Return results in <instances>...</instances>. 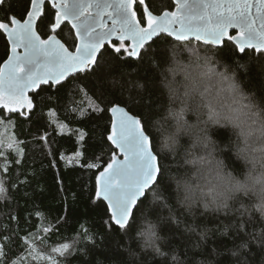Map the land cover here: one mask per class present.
<instances>
[{
	"label": "trees",
	"instance_id": "trees-1",
	"mask_svg": "<svg viewBox=\"0 0 264 264\" xmlns=\"http://www.w3.org/2000/svg\"><path fill=\"white\" fill-rule=\"evenodd\" d=\"M146 3L156 15L175 9L172 0ZM45 6L46 24L55 10L48 2ZM27 7L28 0H4L0 19L6 14L22 19ZM135 8L140 18L143 7L137 3ZM64 24L54 35L67 47L70 25ZM39 31L44 38L53 34L43 24ZM156 39L155 59L146 58L143 63L130 57L120 59L106 45L100 63L117 79L124 76L143 85L137 90L139 97L148 95L154 105L151 110L139 109L127 102V93L121 104L141 116L146 133L154 141L153 151L163 171V183L155 190L162 204L151 203L150 192L145 206L136 213L131 232L125 235L110 230L105 224L109 219L107 207L95 198V177L111 160L113 151L117 153L106 138L111 121L107 108L115 99L113 89L98 75L84 73L67 79L63 86L43 85L28 96L33 101L31 111L6 115L0 109V125L9 122V138L13 139L8 148L5 142L0 144V182L5 189L0 195V264L34 263L41 253L53 257L52 248L68 243L74 245L72 251L53 260L57 264H133L141 256L146 264H163L151 247L143 246L147 239L141 235L146 230L144 220L157 223L159 239L155 243L168 253L169 264L172 256L179 264H264V215L258 210L264 197V135L252 123L244 122L260 120L243 107L250 101L239 94L264 107V53L250 49L246 55L233 56L197 41L177 42L166 36ZM193 48L196 52L189 51ZM8 54L9 45L0 33V65ZM190 61L201 71L212 72L211 79L191 77L192 69L181 66ZM192 79L198 82L199 91L210 90V96L221 105L219 110L210 112L199 93L194 94L195 99L182 98L181 89L172 95L175 82L188 88ZM232 83L238 92L230 87ZM97 105L105 111H98ZM181 105L193 113L196 136L182 135L171 123L181 125L185 132L186 126L179 119ZM204 135L209 143L205 146L214 152L209 155L213 159L203 163L196 209L186 211L182 201L186 195L178 189L188 177L183 153L190 143L196 148ZM168 143H175V150H163ZM88 164L97 167L88 168ZM207 186L214 189L206 195L208 200H215V206L201 192ZM224 202L229 209L217 211ZM173 215L181 220L172 222Z\"/></svg>",
	"mask_w": 264,
	"mask_h": 264
},
{
	"label": "snow or ice",
	"instance_id": "snow-or-ice-1",
	"mask_svg": "<svg viewBox=\"0 0 264 264\" xmlns=\"http://www.w3.org/2000/svg\"><path fill=\"white\" fill-rule=\"evenodd\" d=\"M137 2L143 7L140 18H137V10L134 7ZM172 2L175 11L165 10L156 15L150 10L146 0H115L114 4L108 3L107 0L103 3L101 0H73L72 3H69V0H49L55 12L52 19L45 24V0H28V7L22 19L14 14H6L4 19H0V33L7 37L10 45L7 59L0 65V109L10 113L20 112L23 115L22 108L26 107L31 111L33 107V101L25 95L26 92L40 88L41 85L63 86V82L74 73L98 75L101 82L111 85L115 99L109 102L112 106L107 108V112L112 116L107 140L119 150L123 159H119L113 151L111 160L96 176L95 198L107 204L109 219L105 224L109 229L123 231L125 235L132 231L136 213L145 206L148 194L151 192L153 200L159 198L155 189L163 183V171L157 162L158 156L153 151L154 141L146 133V123L140 115L132 114L121 106L125 103L122 97L127 93L128 103L137 105L139 109L147 107L151 110L154 105L150 97H139L137 90L143 85L135 80L124 76L117 79L111 71L102 68L101 49L106 50L107 45L120 59L130 57L143 63L146 58L155 59L153 46L157 39L154 38L166 34L178 42L191 43L189 37H193L205 45L216 46L219 52H228L233 56L236 53L246 55L247 49L264 53V0ZM3 3L4 0H0V4ZM93 7L97 9L95 16L89 11ZM109 8L113 10L108 11ZM105 14L112 20L111 28L101 19ZM65 20L76 33L78 43L75 45V51H70L54 35ZM42 24L53 34H46L44 38L39 31ZM231 28L238 29V33L230 35ZM112 37L119 41L118 45L112 41ZM126 41H131V44L127 45ZM20 48L24 49L23 53L18 51ZM189 51L196 52V49ZM185 79L189 77L186 76ZM187 87L189 91L186 95L195 99L194 94L199 93L200 100L210 112L213 111L214 103L219 101L210 96L209 89L199 91L195 79H192ZM230 87L234 92L239 91L234 83ZM239 94L243 99L250 101L243 107L260 120L261 134L264 135V107L257 106L243 93ZM97 110L105 111L98 105ZM179 118H183V113ZM87 167L94 168L97 165L88 164ZM213 190L210 188L209 192ZM4 191L3 185H0V193ZM188 207L190 209L191 204ZM205 207L208 205L205 204ZM229 207L230 205L224 202L217 211ZM258 210L264 215V197ZM141 235L147 237L146 247H151L154 255L160 257L163 264H169L168 253L155 243L159 239L155 228L149 227L141 232ZM68 247L63 244L53 251L63 255L61 249L67 251ZM0 255H3L2 249ZM170 259L172 264H179L176 256ZM133 264H146V260L141 256L138 261H133ZM188 264H192V261H188Z\"/></svg>",
	"mask_w": 264,
	"mask_h": 264
},
{
	"label": "rangeland",
	"instance_id": "rangeland-1",
	"mask_svg": "<svg viewBox=\"0 0 264 264\" xmlns=\"http://www.w3.org/2000/svg\"><path fill=\"white\" fill-rule=\"evenodd\" d=\"M65 26H66V24H64V23L61 25V27H65ZM66 39H68L70 41L69 46H67V47L69 48L70 51H74L75 50V45L77 43V40H76L74 31H73L71 26H68ZM125 43L127 45H129L127 42H125ZM118 44H119V42H118ZM181 66H185L188 69H192L191 70V73H192L191 77H194L195 79H197L199 77H201V78L210 77V79H211L212 72L207 74V73L201 71L199 69V67H197L196 64L191 63V61L187 62V63H184V64H181ZM175 73H176V69L171 72L170 76H172V78H175ZM79 74L80 73L75 74L73 76H77ZM73 76H71V77H73ZM180 84H181L180 82H178V83L175 82L173 84L174 89L172 91V95L174 94V91H177L178 89H181V93H182L181 97L186 99V98L189 97V95H186L185 93L188 92L189 89L186 88V87H183V86H179ZM180 108H181V112L179 113V117H180V114L183 113V118L182 119L179 118V119H180L181 123L186 126L185 132L182 130V126L181 125H175V122H173V121H171V123H173V126L182 135L188 133V134H191V135L195 134L194 136H196L198 134V128H197V125L195 123V119L193 118V113L184 111L185 106H183V105H181ZM220 108H221L220 104H218V103L215 104L213 106V113H215ZM215 109H216V111H215ZM3 111L5 112L6 115H8L10 113V112H7L6 110H3ZM26 111H28V109L26 107L21 109V112H26ZM170 114H172V113H170ZM207 119H209V118L207 117L205 120H207ZM244 122L246 124H248V125H249V123H252V127L255 126L259 130H261L260 121L256 122V119H255V122L252 121V120H250V121L245 120ZM8 123L9 122H5V124L0 125V144L3 145L4 142H5L6 143V145H5L6 148H8V145L11 144L12 140H13V139L11 140L9 138V135H10V132H9L10 131L9 130L10 129V124H8ZM158 126H160V125H158ZM237 128L238 127H236V129ZM239 135L241 137H243V133H240ZM174 144H172V143L165 144L163 150H165L166 148L175 150L176 147L174 146ZM206 144H209V143H208V139L206 138V135H204V136L201 137V139L199 140L198 144L196 145V148H198V150L194 147V145L192 143H190L188 148H187V150L183 153V157H184V159L186 161L187 167H189L190 170L189 169L187 170L188 177L187 178H183L182 183L178 184V189L182 190L184 192V194L186 195V197L182 200V201H184L183 202L185 204V206H184L185 209L184 210H186V211H189L190 209H192V212H194V209H196L198 204H195L194 200L198 197V193H197L198 186L203 181V174H202L203 163L208 161V160H210V159H213V158H209V155L213 154L214 152L211 151V148H209L210 146L206 147L205 146ZM117 155H118V153H117ZM250 160L252 162V165L255 166L253 160L252 159H250ZM188 161H190V165L187 163ZM209 163H210V161H209ZM3 165L4 164H2V167H3ZM213 181L216 182V177H213ZM0 185H1V182H0ZM181 185H183V186H181ZM187 188H190L189 192L187 191ZM210 188H212V187H208L207 186V190H201V192H203L204 198L208 202L214 203V206H215V202H213V198H210L211 200L207 199V195L210 194V192H209ZM206 192L209 193V194H207ZM211 193H214V192L212 191ZM0 195H1V193H0ZM150 201H151V203H153V202L160 203L161 202L159 199L153 200V197L150 198ZM160 204H162V202ZM189 204H191V208L190 209L188 207ZM171 219H172V222H174L176 220L177 221L181 220L180 217L175 216V215H173V217ZM143 223L146 224V227H145L146 229L149 228V227H154L155 231L157 233V231H158L157 223H149V222H145V220L143 221ZM67 245L69 246L67 251H64L63 249H61V251H63V255H61L60 252L53 251L54 248H60L61 246H55L54 248H52V250H51L52 251V255H53V257L56 256V259L51 257L49 254L41 253V255L36 259L37 260L36 262L33 263V261H31V260H27L25 262V264H43V262H45V261L47 262V264H57L53 260H57L58 257H63L66 253H69L70 251H72L74 245L72 243H68ZM143 246L146 247V245H143Z\"/></svg>",
	"mask_w": 264,
	"mask_h": 264
},
{
	"label": "water",
	"instance_id": "water-1",
	"mask_svg": "<svg viewBox=\"0 0 264 264\" xmlns=\"http://www.w3.org/2000/svg\"><path fill=\"white\" fill-rule=\"evenodd\" d=\"M49 3V0H45V3ZM73 2V0H69V3H72ZM85 2H87V0H85ZM104 2V0H101V3H103ZM107 2L108 3H110V4H114V2H115V0H107ZM135 7V6H134ZM113 9L112 8H109L108 9V11H112ZM176 9H174V11H175ZM89 11H91L92 13H93V15L95 16V14H96V12H97V9L95 8V7H93L92 9H90ZM137 18H138V16H137ZM101 19L103 20V22L107 25V27L108 28H111L112 27V20L105 14V15H102L101 16ZM64 22H67V23H69L67 20H65ZM70 24V23H69ZM70 26H71V24H70ZM72 27V26H71ZM178 27V26H177ZM73 31H74V34H75V37H76V33H75V30L73 29ZM238 33V29H236V28H231V29H229V34L230 35H236ZM161 36H166V34H161ZM167 37V36H166ZM5 38H6V41H7V37L5 36ZM169 38H171V39H173V40H175L174 38H172V37H169ZM58 39V38H57ZM154 39H156V38H154ZM189 40H191V41H196L193 37H189ZM112 41L113 42H119L118 40H116L115 39V37H112ZM176 41V40H175ZM129 45L131 44V41H126ZM178 42V41H177ZM183 42H187V41H183ZM198 42V41H197ZM7 43H8V41H7ZM61 43H63L62 41H61ZM77 43H78V41H77ZM200 43H202V42H200ZM64 44V43H63ZM203 44V43H202ZM8 45H9V43H8ZM208 45H210V44H208ZM210 46H213V45H210ZM214 47H216V46H214ZM103 49H101V51H102ZM247 50H250V49H247ZM9 51H10V45H9ZM18 51L19 52H21V53H23V51H24V49L23 48H20V49H18ZM75 51V50H74ZM7 59V58H6ZM2 65H3V63H2ZM75 74H78V73H74V74H72L71 76H73V75H75ZM70 76V77H71ZM69 77V78H70ZM41 86H43V85H41ZM40 86V87H41ZM39 90V88H37V89H35V90H31V91H28V92H26V96L28 97L29 96V94H31L32 92H36V91H38ZM108 114H109V117H110V120H112V116H111V113L110 112H108ZM110 128H111V121H110V125H109V132H110ZM109 132H108V134H109ZM107 138V137H106ZM108 141V140H107ZM109 142V141H108ZM110 143V142H109ZM111 144V143H110ZM116 151H117V153H118V157H119V159H123V157L122 156H120L119 155V150L118 149H116ZM158 162V161H157ZM158 164H159V162H158ZM106 166V165H105ZM104 166V167H105ZM103 167V168H104ZM103 170V169H102ZM101 170V171H102ZM99 174V173H98ZM97 174V175H98ZM96 175V176H97ZM95 192H96V177H95ZM102 201V200H101ZM105 205H106V207H107V204H106V202H104V201H102Z\"/></svg>",
	"mask_w": 264,
	"mask_h": 264
},
{
	"label": "flooded vegetation",
	"instance_id": "flooded-vegetation-1",
	"mask_svg": "<svg viewBox=\"0 0 264 264\" xmlns=\"http://www.w3.org/2000/svg\"><path fill=\"white\" fill-rule=\"evenodd\" d=\"M67 23V22H66ZM70 25V24H69Z\"/></svg>",
	"mask_w": 264,
	"mask_h": 264
}]
</instances>
